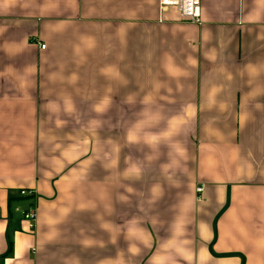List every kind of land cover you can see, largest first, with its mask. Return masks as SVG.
<instances>
[{
	"label": "crops",
	"instance_id": "1",
	"mask_svg": "<svg viewBox=\"0 0 264 264\" xmlns=\"http://www.w3.org/2000/svg\"><path fill=\"white\" fill-rule=\"evenodd\" d=\"M160 1L0 0V264H264V0Z\"/></svg>",
	"mask_w": 264,
	"mask_h": 264
},
{
	"label": "built area",
	"instance_id": "2",
	"mask_svg": "<svg viewBox=\"0 0 264 264\" xmlns=\"http://www.w3.org/2000/svg\"><path fill=\"white\" fill-rule=\"evenodd\" d=\"M163 5H171L175 6L177 13L181 19L184 21L198 24L199 23V0H161L160 1ZM44 45H40V48L42 49ZM202 190L201 187L195 188L196 193H200ZM21 197H30L32 196V192L22 190L18 194ZM15 211H18V209H15ZM23 219L29 222V229H32L34 226V209L33 208H27L20 212Z\"/></svg>",
	"mask_w": 264,
	"mask_h": 264
}]
</instances>
